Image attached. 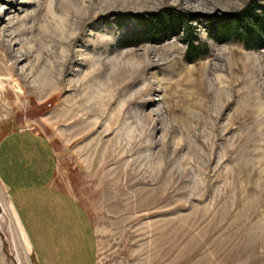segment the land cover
Listing matches in <instances>:
<instances>
[{
	"label": "rangeland",
	"instance_id": "rangeland-1",
	"mask_svg": "<svg viewBox=\"0 0 264 264\" xmlns=\"http://www.w3.org/2000/svg\"><path fill=\"white\" fill-rule=\"evenodd\" d=\"M246 1L0 0V264H264V43L205 27Z\"/></svg>",
	"mask_w": 264,
	"mask_h": 264
},
{
	"label": "trees",
	"instance_id": "trees-1",
	"mask_svg": "<svg viewBox=\"0 0 264 264\" xmlns=\"http://www.w3.org/2000/svg\"><path fill=\"white\" fill-rule=\"evenodd\" d=\"M162 11L165 12V17L169 19L167 20L174 31L180 28L187 57L192 58L205 51L204 45L201 46L203 49L195 51L197 36L190 22L195 19L194 16L174 8H163ZM134 17L137 23L156 28L153 31L156 39L164 34L160 32L164 26L160 11L135 14ZM207 20L205 27L212 25L208 33L217 40L241 41L246 47L264 43V4L260 0H247L239 9L215 13Z\"/></svg>",
	"mask_w": 264,
	"mask_h": 264
},
{
	"label": "crops",
	"instance_id": "crops-1",
	"mask_svg": "<svg viewBox=\"0 0 264 264\" xmlns=\"http://www.w3.org/2000/svg\"><path fill=\"white\" fill-rule=\"evenodd\" d=\"M15 180H16V178H15Z\"/></svg>",
	"mask_w": 264,
	"mask_h": 264
}]
</instances>
